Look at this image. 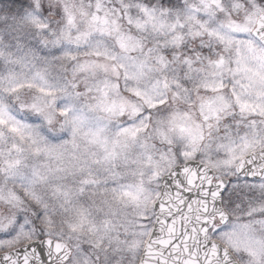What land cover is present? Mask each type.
Returning <instances> with one entry per match:
<instances>
[{
  "label": "snow or ice",
  "instance_id": "1",
  "mask_svg": "<svg viewBox=\"0 0 264 264\" xmlns=\"http://www.w3.org/2000/svg\"><path fill=\"white\" fill-rule=\"evenodd\" d=\"M14 28L41 47L0 39V264H87L129 206L143 264H264V0H28Z\"/></svg>",
  "mask_w": 264,
  "mask_h": 264
},
{
  "label": "clouds",
  "instance_id": "2",
  "mask_svg": "<svg viewBox=\"0 0 264 264\" xmlns=\"http://www.w3.org/2000/svg\"><path fill=\"white\" fill-rule=\"evenodd\" d=\"M50 4H62L65 0H46ZM78 2V0H76ZM184 0H165L166 7H179ZM28 0H0V39H4V43L20 44L24 48L35 46L40 48V44L37 42L36 37L25 35L24 33L17 32L14 28L15 21L27 10ZM52 52L51 49H44L38 52V55H49ZM179 109L180 111L191 112L193 117L198 116L197 110L190 104L183 102H173L162 113L157 114V119L166 120L168 115L172 111ZM155 123V121H154ZM224 126L215 133L216 137L225 135ZM160 148H166L167 145H162L158 140H154ZM207 143V142H206ZM173 148H180L184 150L185 145L182 142L177 141L173 144ZM200 156L194 158L196 163H199ZM264 197V194L257 192L255 198ZM247 202V201H245ZM106 209L103 207L96 212L98 222H102L104 219H112L115 225L114 229L104 233H98L93 235L87 231L80 235V243L88 247V260L87 264H143V248L131 249L125 241L131 239L129 233L124 230V221L126 218H131L134 209L129 206L123 208L114 216L106 215ZM127 213V217H125ZM247 219V218H245ZM258 230L264 231V225H257ZM74 264H76L74 260Z\"/></svg>",
  "mask_w": 264,
  "mask_h": 264
}]
</instances>
